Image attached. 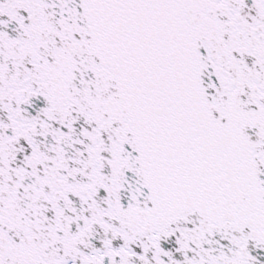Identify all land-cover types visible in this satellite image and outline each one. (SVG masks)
Here are the masks:
<instances>
[{
    "label": "snow or ice",
    "instance_id": "snow-or-ice-1",
    "mask_svg": "<svg viewBox=\"0 0 264 264\" xmlns=\"http://www.w3.org/2000/svg\"><path fill=\"white\" fill-rule=\"evenodd\" d=\"M0 264H264V0H0Z\"/></svg>",
    "mask_w": 264,
    "mask_h": 264
}]
</instances>
